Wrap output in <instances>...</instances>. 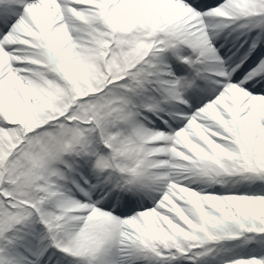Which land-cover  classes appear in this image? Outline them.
I'll use <instances>...</instances> for the list:
<instances>
[{"label": "snow or ice", "instance_id": "1", "mask_svg": "<svg viewBox=\"0 0 264 264\" xmlns=\"http://www.w3.org/2000/svg\"><path fill=\"white\" fill-rule=\"evenodd\" d=\"M0 264H264V0H0Z\"/></svg>", "mask_w": 264, "mask_h": 264}]
</instances>
